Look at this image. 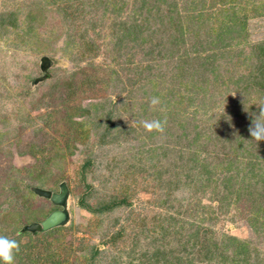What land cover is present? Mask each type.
<instances>
[{
  "label": "rangeland",
  "instance_id": "rangeland-1",
  "mask_svg": "<svg viewBox=\"0 0 264 264\" xmlns=\"http://www.w3.org/2000/svg\"><path fill=\"white\" fill-rule=\"evenodd\" d=\"M222 1H176L184 17V41L177 47L166 40L171 29L156 17L161 10L155 13L152 1L142 8V0H0V236L12 239L23 225L56 208L31 192L32 186L58 191L64 181L69 189L66 224L48 233L24 232L14 264H53L50 251L61 264H148L155 245L176 239L173 228L181 224L183 232L199 229V240L208 235L222 245L227 243L222 234L246 240L262 261L264 232L254 233L243 219L244 200L223 212L211 198L219 171L211 169L206 182L187 164L176 185L169 183L174 170L154 179L155 167L150 168L157 160V169H172L179 151L195 147L193 158L199 161L213 148L206 146L207 134L215 132L223 139L214 154L219 160L232 158L236 130L249 140L254 117L264 120V92L242 90L240 81L235 89L232 82L249 76L259 63L254 47L264 42V10L258 13L253 5L264 0ZM230 6L244 19V28L214 39ZM133 22L143 27V33H134L135 41L124 36ZM155 28L142 46V37ZM163 39L147 53L150 44ZM146 62L149 66L137 73ZM166 101L165 134L150 135L142 122L165 114ZM195 129L199 138L189 145ZM252 141L258 152L261 142ZM144 145H156L158 153L145 163L137 160ZM111 198L126 200L103 212L82 207L96 208ZM169 214L179 219L174 222ZM160 227L168 228L164 239ZM95 248L98 253L90 258ZM232 248L219 251L228 257L222 264H234ZM219 260L217 253L212 264ZM258 262L249 254L242 264Z\"/></svg>",
  "mask_w": 264,
  "mask_h": 264
},
{
  "label": "trees",
  "instance_id": "trees-1",
  "mask_svg": "<svg viewBox=\"0 0 264 264\" xmlns=\"http://www.w3.org/2000/svg\"><path fill=\"white\" fill-rule=\"evenodd\" d=\"M151 1L155 3V11H156L155 13L157 12L159 13V11L161 10V12L157 14L156 16L159 18V21L161 22L162 19L163 20L165 19V21L167 22V25L164 26L165 30L167 31V29L169 28L171 29L170 32H168V38L166 40L170 39V41L174 42L175 45L178 47L180 42L183 43L184 41L183 40L184 29L180 21L181 18H184V17H183L181 10L177 8V2H176L177 0H142V8L144 5L150 4ZM222 2L225 3L228 1L224 0ZM253 9L255 11H258L261 9L264 10V3L253 5ZM138 10L140 13L141 7ZM146 10L148 11V15H149V13L151 12L150 5L147 6ZM226 12L227 14H225L224 16L225 19L222 22L224 23V25L222 24L223 29L221 32H217V34H215L214 39L221 40L224 37V35H228L230 31L239 32L240 30L244 28L245 21L243 18H240L237 15L238 13L237 10L233 9V7L230 6L228 8V11L226 10ZM258 13H262V12L258 11ZM161 15L162 16L164 15V17L162 18ZM200 15L201 14L199 12V16ZM145 18L146 17H144V21L147 20ZM131 26L133 29L126 30L124 32V36H127L130 40L135 41L136 35L134 33H138V34L141 32L143 33L142 31L143 27L141 24L136 23V22H133ZM171 26H173V28H171ZM157 31L158 30L156 28L151 30L149 34H146L145 36L142 37V40L139 43L142 46L145 45L146 43H148L146 42L148 40L147 36ZM221 33L223 34L222 38L220 35ZM163 41L164 39L162 41L160 40L158 42H155L152 45L150 44L148 46L147 53L154 52V50L157 49L160 43ZM254 49H256L257 51L256 56L258 57V61H259L258 65L254 69L251 70L249 76L245 77L246 79L244 77L243 78L237 77V79L232 80V82L235 84V89H236L237 83L240 81V82H244V87H242V90L244 88L247 89L248 87H252V89L256 93L257 92L262 93L264 92V42L255 44ZM145 53L146 52H144V55ZM157 53H161V52L157 50ZM207 58H209V56H207L205 59ZM150 60H153V58H150ZM147 63L149 62H146V64L144 65L139 64L136 68V72L143 73L144 68H147L149 66V64ZM183 63L184 65L186 64L185 62ZM181 67H182V64L176 65V68H181ZM203 67L205 69L207 66L206 67L203 66ZM207 68H209L210 71L212 72V69H213L212 67H207ZM213 71H215V69H213ZM215 76L216 74H214V77ZM247 80L248 81L250 80V84L246 85ZM165 94L166 96H168V93L164 92L163 98H166ZM168 104H169V101H166L165 107H167L168 109L165 110V114L161 112L155 118V120H151V122L158 121L160 123V127L151 129L150 135H154V136L158 135L159 131L165 134V132L162 129H164V127L166 128L168 125L167 123L169 122L164 117V115L168 116V114H170ZM74 113H72L71 116H74ZM79 125H81L80 122H79ZM112 126L113 124L110 123V125L107 127L111 129ZM194 126L195 128H197L196 125ZM110 129H108V131H110ZM237 131L238 129L236 130L237 134L232 133L233 135L235 134L237 135V136L235 135L236 145H234L232 149V154H233L232 158L229 157L226 150L224 149L222 150H224L225 154H227V157L222 158V160H219L217 155L214 154L215 149L218 146L219 140L223 139V137L220 134H217L215 132L214 136L207 134L208 143L206 144V146H209V145L213 146V148L206 151L207 157L204 156L202 157V159H199V161L193 158L195 150L197 148L195 147V148H192V150L187 151L188 154L183 153L182 151H179V154H180L179 158L176 159L175 162L171 163L172 169L170 167H166L163 170L157 169L156 168L157 167L156 165H158L157 160L153 161V164L150 168L155 167L154 168L155 171L153 172L154 179L159 178L160 176L165 175L167 172L174 170L175 177H173L169 181V183L173 182L176 185H178L179 182L181 181V178L179 177V175H180V171H182V169L184 168V167L182 168V166H185L187 164L190 165L189 167L187 166L188 171H194L198 177L205 175L204 180L206 182L210 181L211 178L209 177V174L211 172L214 173V172L219 171L218 172V174L220 175L218 178L219 186L212 188L211 190V198L214 201H217V204H216L217 210H223V212L229 211L230 210L229 207L231 206L236 207L237 203L241 199H243L247 207L246 213L241 212L243 214V219L245 220L247 225L251 228V230L254 233L263 234L264 232V140L259 141L261 143H260V146L257 147L258 152H256L254 145L257 144V142H253L252 138L247 140L246 139L247 137L243 133H238ZM230 132H233V130L231 129ZM191 133H192V136H191V140H189L188 142L189 145L190 143L193 144L194 141H196L199 138V133L197 132V129L191 130ZM183 135H184V132L182 131L178 132L176 134L175 141L179 142L180 136H183ZM224 140H228V138L225 137ZM165 151L166 150L163 149L161 153ZM138 153L140 157H138L137 160L142 159L144 163L148 161V159L149 161H152V158L155 157L156 154H158L156 153V145H144V147L140 149ZM198 155L199 154L197 151L196 156L198 157ZM195 164H197L198 166L196 170H194ZM211 169H213L214 172ZM149 174L147 173V175ZM213 181L214 183L217 182L215 179H213ZM199 182L200 181H198V183ZM201 184L202 183L200 182V185ZM37 186L40 187V185H37ZM37 186H34V187H37ZM32 189H33V186H32ZM31 192H33V190ZM125 200L126 199L123 198L122 200L117 201L116 199L111 198V200H108V202L104 204L101 203L100 206L99 207L97 206L96 208H92L91 206L84 205V204L82 205V207H84L85 209L91 212H103L105 210L112 209L114 205H117L119 203H124ZM175 215L169 214L170 220H173L174 222L176 221L175 219L178 220L179 218ZM166 219L168 220L167 217ZM170 220L169 222H171ZM190 225H193V223L190 222ZM61 226L54 227L47 231H39V232L48 233V232H51L53 229L60 228ZM182 228H183L182 224L179 225L177 229L173 228V233L178 234V237L174 239L173 241L170 242L169 240H167L166 242V240H164L162 244H157L158 246L155 245L154 250L150 253L152 261H149L148 264H203V261H200L202 259L206 260L205 262L207 264H212L213 262L212 259L216 257L217 253L220 255L219 262L220 264H222L224 261L227 260L228 257L225 254H221V252L219 251H222V252L228 251L227 248L229 247V245H233L231 259L234 264L245 263V258L249 254H252L254 256L255 261L257 262L259 261L261 264H264V258L262 259V261H260L259 250H257L256 248L250 249L249 248L250 243L246 240H243L236 236L222 234V238L225 239L227 243H223L221 245V244H218L217 240L211 241L208 235L206 236L205 240L204 239L199 240L198 238L199 229L197 228H195L196 230L195 233H197L196 236H195V233H189V232L187 233V232L181 231ZM167 229L168 228L166 227H160V232H161V235L163 236V239L164 237H167L166 236L168 234ZM24 232H27V231L22 230V229L20 231H17L16 233L17 235L14 236L12 239L18 241L19 236H21ZM39 232H30V233L36 234ZM156 239H159V238H154L152 240H156ZM206 241L210 243L208 245H204ZM209 245H212L213 248L211 249ZM195 247L196 249L194 250ZM18 250L15 251V255H17ZM194 251L196 253L197 260L193 258ZM97 253L98 251L95 248L94 251L92 250L90 258H94ZM54 255H55L54 251H50L47 253V257L51 259L53 264H61L60 261H58L57 259L56 260L54 259ZM52 258L54 259V261L52 260ZM31 263L33 264V262ZM141 263L142 262L138 264H141ZM128 264H136V263H132L131 261H129Z\"/></svg>",
  "mask_w": 264,
  "mask_h": 264
},
{
  "label": "water",
  "instance_id": "water-1",
  "mask_svg": "<svg viewBox=\"0 0 264 264\" xmlns=\"http://www.w3.org/2000/svg\"><path fill=\"white\" fill-rule=\"evenodd\" d=\"M33 192L41 197H44L50 202L61 208H55L51 210L41 221L30 222L23 225L22 230L30 232L47 231L57 226L65 225L68 220L67 212V197L69 189L67 184L62 181L58 185V191H52L43 187H33Z\"/></svg>",
  "mask_w": 264,
  "mask_h": 264
},
{
  "label": "clouds",
  "instance_id": "clouds-1",
  "mask_svg": "<svg viewBox=\"0 0 264 264\" xmlns=\"http://www.w3.org/2000/svg\"><path fill=\"white\" fill-rule=\"evenodd\" d=\"M157 101L152 100L155 104ZM261 112L264 113V107L261 108ZM146 129L159 128L160 123L158 121L142 122ZM250 135L256 141L264 140V120L259 117H254L252 126L249 128ZM18 250V243L14 239H9L6 236H0V264H14L15 251Z\"/></svg>",
  "mask_w": 264,
  "mask_h": 264
},
{
  "label": "flooded vegetation",
  "instance_id": "flooded-vegetation-1",
  "mask_svg": "<svg viewBox=\"0 0 264 264\" xmlns=\"http://www.w3.org/2000/svg\"><path fill=\"white\" fill-rule=\"evenodd\" d=\"M56 208H61V207H56Z\"/></svg>",
  "mask_w": 264,
  "mask_h": 264
}]
</instances>
